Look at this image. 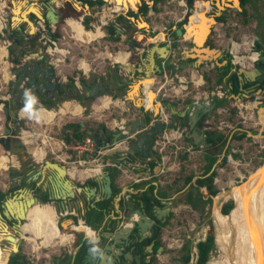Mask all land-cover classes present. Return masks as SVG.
<instances>
[{"label":"rangeland","instance_id":"374dc122","mask_svg":"<svg viewBox=\"0 0 264 264\" xmlns=\"http://www.w3.org/2000/svg\"><path fill=\"white\" fill-rule=\"evenodd\" d=\"M7 2L6 8H10V2L11 0H3ZM41 1L43 0H24L26 3L35 2L37 5H41ZM46 1V0H44ZM82 1V0H81ZM149 4L151 5L150 0ZM210 3V6H207L208 12L207 14L212 17L214 20L211 24H214L215 27L218 28V31L216 33H220V37H217L213 33V39L214 43L216 45L213 46L215 49L214 51H217L215 57L219 55V48L225 47V49H230L231 42H237L240 43L239 47V55L240 56H248L249 51L247 46L250 45L251 40L258 41L261 44L262 49L264 50V0H248L244 9L239 6L236 7L232 5L227 10H224L221 13V10L225 7V4H221V7L217 6L219 0H207ZM163 2L159 3L158 9L153 10L150 8L147 13L142 14L138 12V9L133 10L135 12V15H127V11H119L114 12L116 16L118 14H126V21L117 23L118 33L117 36L119 37L118 41L119 44L113 46V50H107L110 48L107 44V39L105 36L102 37L99 40L91 41V42H82L75 38L73 36L72 30L69 28L67 19L68 18H75L79 19L83 27L87 30H95L96 26L100 25V22L98 21L99 14L93 13V11H99V9L102 7V10H100V14L103 15L108 14L110 6H90L88 2L83 1V3L75 4L74 0H67L66 3L63 4L62 7L59 9L60 18L56 25H42L45 29H50L52 32V37L50 40L54 41L56 45L52 44L51 41L44 42V39L40 40V34L36 35L35 37H31L28 39H25L24 36H20L19 33H14L15 36H20L17 41H14V39H9L7 37V29L2 30L0 32V45L8 46L7 50V56H5L3 59H5L8 62L7 70H8V78L3 76V65L4 62L0 59V84L3 80H5V89L7 93V102L9 100H12L13 98V81H15V76L11 73V61L14 57H19L18 55V49H22L26 52H31L30 49H33L32 52H34L37 56L43 55L48 56L50 59V62L54 66L57 79L61 82H66L67 79H73L74 81H77L78 74L81 71L80 68L82 67V62L85 61L89 64L90 69H92L89 73L91 74H102L107 69L114 70V71H120L128 76L129 84L128 85H120L119 89L113 90L112 94L113 100L116 99H123L126 97L125 95L130 90L132 85L137 84L141 79L148 78L149 76H145L142 71L138 72V74H135L134 68L135 67H142L145 68V64H147L146 54L147 50L152 47L153 42H159L161 43V40L163 39L162 43L165 40V29H163L164 26L167 28L170 27V25H174L176 20L182 16V13L184 11V6L179 4L177 1H173L170 4H167L163 6ZM78 5V7H77ZM228 6V5H226ZM85 7V8H84ZM203 7V6H202ZM193 8L191 7L189 10V13L187 16H190L193 14ZM198 9V8H197ZM193 11V12H192ZM246 11V13H245ZM153 12V13H152ZM196 13V12H195ZM93 14L92 20H90L91 15ZM100 15V16H101ZM191 15V16H192ZM215 15L224 16V19L217 22L215 19ZM0 16L7 17L9 16V11L6 9H0ZM0 17V29L2 28ZM85 17H89L88 20L84 21ZM131 17V18H130ZM32 19V17H30ZM187 18V17H186ZM183 19V18H182ZM191 19V17H190ZM143 20L146 22L147 27H138L136 25L137 21ZM98 21V22H97ZM180 22V21H179ZM191 23V22H190ZM189 23V24H190ZM222 23V25H221ZM209 25V31L210 26ZM93 25L95 26L93 28ZM126 26V27H125ZM27 24H22V29L25 31L28 28ZM179 26L176 24V28ZM189 29V25L187 26ZM10 31L16 30L15 27L9 29ZM9 32V31H8ZM209 33V32H208ZM141 35V43L145 45V50L142 48H137L135 52H141L139 54L133 53V44L128 42V38H132L133 40H136L137 36ZM191 37V35H189ZM157 38L156 40H150V39ZM207 38V37H206ZM33 39V40H32ZM112 39V38H111ZM185 39V38H184ZM216 39H219L217 41ZM221 40V41H220ZM25 41H29L30 43L32 41L35 42V46L33 47H27L24 46L26 43ZM221 43V44H220ZM246 43V44H244ZM208 47V46H207ZM9 50L12 52L10 53ZM119 50H125L129 53V58L126 64L122 66L118 65L117 63H114L113 60H111L110 57L106 55V53L109 52H117ZM68 51V52H67ZM24 53V52H23ZM230 54V53H228ZM236 56V55H235ZM233 58L232 55L230 57ZM237 58V57H236ZM237 60V59H236ZM36 61V59H34ZM158 64L160 60L157 61ZM251 61L248 59H245V64L249 65ZM252 63V62H251ZM244 64V63H242ZM236 66V64H234ZM135 66V67H134ZM150 67V66H149ZM202 71L203 66L198 68ZM150 71V69H149ZM148 71V74L151 72ZM191 71V69H190ZM153 73V72H152ZM183 76L186 77L187 80H189L190 72L186 70L183 72ZM67 77V78H66ZM161 74L160 72L152 74L149 79L151 80V89L155 94L159 93L162 95V99H155L154 98V104L157 107V110L149 109L144 110L148 111L150 115L152 113L157 114L161 108V104L163 103L162 100H165L167 103V106L170 107V111L172 109V113L182 112L185 113V108L188 106L187 103H181L180 96L181 94H184L186 92H189L188 97H194V98H204L207 96L208 91L214 90L216 84L211 81V75L208 73H205V84L197 85V79L195 78L193 73V79L195 80V83L192 81L188 82H178L176 78L172 80L171 82L167 83L165 87L159 91V86L161 84L160 82ZM198 77V76H196ZM78 83V82H77ZM182 86H186V88H182ZM173 87L176 89L174 91ZM5 89H2V94L4 93ZM5 94V93H4ZM221 94V93H220ZM228 97L223 98L222 102H219V107L222 108L223 106L232 107V103L234 98L237 95L228 94ZM22 97V101H24L23 95H20ZM102 97V96H101ZM126 99V104H122L119 100L113 101L116 102L114 105L111 106L112 114L108 117L100 116V113L97 112L95 105H100V102L102 98L100 97L95 98L94 100H87L85 103L79 102L77 99H71L66 96H60L56 95L55 99L53 100L54 105L51 107L43 106L42 103L39 101V99H36L37 106H34L36 110L40 111V109H54L57 110L59 106H63V102L66 100H74L77 103L78 108L82 109L80 117H71L66 116L64 118L56 117L54 120H52L49 123H43V122H37L35 120L28 119L27 116L21 115V110L24 107L22 105L17 110V117L15 122L6 121L5 116L3 114H0V134H2L4 128L6 125H9L12 130L14 131L16 137L23 134V139L26 141L23 146L25 148L24 152H19L16 149H11L9 151H6L4 147L0 144V154H4L8 156V153H11V156L8 161V167L2 168V163L4 161L0 162V187L5 188V190H8L9 184L13 181V177L16 175V172L18 168H14L11 170L10 166L13 164L14 166H19L20 160L28 159L30 161H35L33 159V149L35 147L41 146L45 149V157L41 162L35 161L36 170H42L41 164L44 163L45 160H50L52 162L61 163L65 165L68 168V163L66 161L60 160V157H62V154L65 150H62V152L54 151L51 152L50 148L55 145L58 147L57 144H59L60 141L65 140V125L70 122H77V121H84L86 122L87 126L89 127H97L99 126V123H107L114 124L112 119H115V124L120 121L121 119H125L127 122L131 120L134 116H142L143 114V107H142V99L144 98L143 92H138V94ZM238 97V96H237ZM247 101H249L247 99ZM255 103H259V106H263L264 102L262 103L260 101H256ZM92 106V107H91ZM88 107V109H86ZM93 107L96 108V111L93 110ZM2 109V108H1ZM104 114V113H103ZM214 114V115H213ZM238 114L237 109H232V111H225L222 109L214 110L212 115L214 118L213 128H215L216 132H224L229 133L231 128H233L235 125L239 126L237 123H235V119L239 120V117L236 115ZM41 123V124H40ZM249 125V129L251 130L252 134H258V129H262L261 125H252L254 122H247ZM87 126H85L87 128ZM218 126V127H217ZM219 128V129H218ZM89 131V130H88ZM26 132V133H25ZM262 134L264 135V131H262ZM29 136V137H28ZM26 137V138H25ZM20 140V139H17ZM66 143V140L64 141ZM264 146V136L261 137V140L257 142H253L252 138H248L246 140L245 144H240L239 149L243 150L242 153L235 154L233 157L235 161L240 160L241 164L239 165H229L226 169V173L224 174V181H227L228 173L229 176L234 180L233 184L230 185H245L248 181L247 176L250 171H253L250 179L253 175V173L258 174L262 170H264V149L261 146ZM40 148H36V153H39ZM67 150V149H66ZM263 154V160L260 159V156ZM202 160V159H201ZM192 165V163H190ZM86 167H94L93 164L88 165L85 164L84 166H78V169L86 168ZM188 167H186L187 169ZM184 167L181 166V171H179V174H183ZM70 172L76 171V169H68ZM237 170H241L243 177H234ZM91 171V170H89ZM44 175L41 176V179H43L45 176H47V181H51L52 184V173L49 169H46L43 173ZM97 173H94L92 175L82 177L83 179H87L89 177L94 176ZM262 173H260L261 175ZM66 178H69V175L66 176ZM181 177H178L177 180H180ZM221 176V179H223ZM39 180V182L41 181ZM49 179V180H48ZM76 178H72L74 180ZM78 179V178H77ZM244 182V183H243ZM143 184V183H142ZM140 184V185H142ZM88 186V185H87ZM178 186L181 188V182L178 183ZM232 186V187H233ZM226 190H219L216 192V195L214 196V203L210 202V205L212 207V210H209L207 214L200 213L198 210H190V208L187 206L186 203L182 202L183 195L180 194L179 196L175 197V200L173 202L172 208L174 209L173 212H171L170 218L167 220L165 227L161 234V246H162V252L161 254L156 257L154 264H183L182 262V255L185 253L184 245L188 244L190 249V259L197 258V247H196V237H200V232L202 231L203 225L210 221L212 224V239H213V248L209 252V259L208 262L212 259H218L223 256L221 250L217 247V244L215 242V234H214V209H216V199H224L228 195L235 194L236 192H240L237 188L231 189V187H226ZM18 189H15V187L11 186L7 192V195L4 197H9L10 194L17 193ZM233 192V193H231ZM218 193V194H217ZM118 192L115 193V196H118ZM120 196V195H119ZM3 197V198H4ZM234 197V196H233ZM226 204L229 203V201L233 200L231 198L226 200ZM230 206V204H227ZM54 208H56V213L59 212V209L53 205ZM236 207V203L234 202L233 208L231 210L232 213H234ZM66 216V215H65ZM63 216V217H65ZM57 220H60L57 217ZM61 221V220H60ZM1 224V223H0ZM67 224V223H66ZM1 228V226H0ZM59 228V227H58ZM10 233H14V227L8 228ZM59 230L62 233H68V229L66 230L65 226L63 228H59ZM3 233V231L1 232ZM197 236H195V234ZM31 237V235H27V238ZM68 237V235H67ZM1 240V239H0ZM24 243L25 251H28V254H26L27 258V264H56L57 260L61 258L60 255L66 254V243L65 244H58L56 243L54 246H48V247H41L38 250H34V244L32 242H29L28 239ZM39 243L41 241L38 240ZM217 241V240H216ZM4 248L5 250H8L10 252V245L6 242H4ZM219 249V250H218ZM34 255V256H33ZM3 255L0 256L2 258ZM208 262L206 264H208Z\"/></svg>","mask_w":264,"mask_h":264},{"label":"water","instance_id":"95a60500","mask_svg":"<svg viewBox=\"0 0 264 264\" xmlns=\"http://www.w3.org/2000/svg\"><path fill=\"white\" fill-rule=\"evenodd\" d=\"M14 1L18 0H11L10 2V8H9V16L5 19V29L9 30L13 28V18H14ZM143 0H137L135 3V9L130 7L128 10H136L138 9V6L141 5ZM145 1V0H144ZM18 2H24V0H19ZM75 4L78 3H83L81 0H74ZM106 6L109 5H114L116 2H121V4L125 3L124 0H104ZM128 2H133V0H128ZM220 3H218V7H221V4H225V7L228 6H240V1L239 0H219ZM186 4L189 5L191 4V0H187ZM11 6L13 7L11 9ZM37 8V11H36ZM16 9H19V5H16ZM127 10V11H128ZM193 12V11H192ZM17 17V16H16ZM22 17V18H21ZM32 17V19L30 18ZM20 18L21 20L19 23L15 26L17 30H22L25 39L35 37L38 35V31L42 30L41 25H56L59 21L60 14H59V7L56 6V0H46V1H41V5H37L35 2H30L26 3L25 6L22 7V10L20 11ZM131 18V17H130ZM204 19V18H203ZM208 21H213L214 19L210 16L207 18ZM139 23V21H137ZM136 23V25H137ZM190 23L189 16L187 17V22L178 28H175V33L177 37H182L184 38V34L188 31L187 26ZM22 24H27L28 29L23 30L22 29ZM40 25V28H39ZM206 30L209 32V27L205 25ZM105 34L109 35L108 29H104ZM47 34L49 36H52V32L50 29L47 30ZM208 35V34H207ZM189 40L192 44L195 51L198 52L200 49H206L207 52L213 53L212 56L215 58V55L217 51H214L215 49L213 47L209 48V46H205V40L203 41V44L199 47L196 42L194 36L190 37ZM198 40V39H197ZM128 42L132 43L134 48L133 51H136L137 48H142L145 50V45L142 43H138L136 40H133L132 38L127 39ZM168 43V42H167ZM169 44V43H168ZM168 44H161L159 45V42H153L152 47L149 48L146 52V59H147V64H145V68H140V67H135L134 71H142L145 76L151 77L152 74H155L156 72L160 71V65L156 63V60L160 58H167L170 54V49ZM33 50V49H32ZM175 54H177L178 50L173 49L172 50ZM212 58V57H211ZM36 59V61H34ZM44 59L45 62H47L48 56L44 57L43 55L37 56L34 52H30L28 54L23 53V57L20 59V63L16 64L15 60L13 59L11 61V73L15 76V87H16V93L18 92V89L22 85L23 81L25 79H28L27 81L32 85V87L35 90H38L39 92L44 93L48 88H52L54 90H59L60 88V82L57 79V75L52 73L53 67H47L45 68L43 64L39 63V60ZM172 61L174 63L178 62V59L176 56L172 58ZM257 61L261 62L264 64V54L259 55L257 58ZM201 63V60L197 61V65ZM150 66H153V68H149ZM120 66H122L120 64ZM150 69V71H149ZM148 71L151 72L148 74ZM239 78L240 79H246L248 81H254L256 78L261 77V70L258 69V67L254 68H244L242 66L239 67ZM20 74V76H18ZM28 75V78L27 76ZM82 73L78 74L77 77V82L80 86H84L88 91H92L97 89L98 86L96 81L92 86H88L84 83ZM98 80L100 81V86L102 88L101 91H99L95 97H101V96H111L112 93L110 89L107 88V86L103 82V77L102 75L98 76ZM136 87L135 85H132L130 90L127 92L126 97L129 98L128 96H133L136 93V90H134ZM138 88V87H137ZM139 92H142L139 89ZM138 94V91L137 93ZM144 94V93H143ZM50 95V94H49ZM157 99L161 100L163 97L161 94L157 93L156 94ZM94 99V98H93ZM163 104V103H162ZM161 104V105H162ZM24 105V103H18V107H21ZM164 105V104H163ZM194 105V106H193ZM2 110L4 114H6V119L10 120V116L12 117L13 122L16 121V114L14 110H9L8 107H3ZM143 110H148L147 107H145L142 104ZM189 107H195L194 110L198 109L197 111V116L194 119V122L192 123V118L187 113V109ZM170 109V107H169ZM216 109V101L210 97V98H200L197 101L191 100L188 103V106L185 108V113L182 112H177L172 113L173 117H176L178 114L181 116L186 115L187 117V127L189 128V133L186 135L189 138L193 139V142L197 145H202L203 148L205 145L202 144V142H205L207 146L211 144V142H207V129H202L200 131L196 130L195 125L198 117L200 115L205 114V117H209L210 113L212 110ZM150 118V115H149ZM149 120H147L144 115L139 118H134L130 122H127V124L124 126V128H113V129H107L104 127L99 130H93L91 133L95 143H96V150L99 148H108L106 150L109 155H117L118 160L117 162H114L115 164H119L120 167L128 166L129 169H136L137 167L139 168L140 166L145 165V163H149L150 160L154 161L155 168H153V172L156 173L157 170L159 169L158 163V157L154 154V150L150 147V144L153 142L154 136L163 129L164 124L159 121H155L153 124L148 123ZM80 125L82 128H85V122L84 121H79ZM204 132V133H203ZM107 135H110L107 136ZM106 136V137H105ZM105 138V140H103ZM18 139L14 132L12 131V128L9 125H6L2 134L0 135V144L4 147L6 151H9L12 149V142L13 140ZM66 140V138H65ZM64 140V141H65ZM123 142V143H122ZM16 150L19 152H24L25 148L23 146V143L19 140L16 142ZM150 157V158H148ZM151 162V161H150ZM50 164L51 166H55V171L57 174L52 176V181L55 183L57 186V190H52L51 189V194L49 196V199L51 200H61L64 201L63 205L59 208L60 210L65 209V203L70 202V200L74 197L77 196L78 191H81L82 189H85L87 193H89L90 200H95V201H100V200H107L111 199L114 206L121 211V217L119 219H116V221L111 224L109 227H107V230L109 231L110 235H105V238L107 239L106 242H103L101 244H95L91 247H88V249L85 252L83 263L84 264H91L93 261L101 258V261L99 264H116V262H120L122 258L120 255L122 254L123 251L126 250L127 246L131 243L129 239V235L132 234L134 237L137 236H147V232L151 231L153 232L156 228L153 226L154 225V220L150 218L149 216H146L142 210L140 209H135L133 211V214L130 213V210H132L131 205H126V211L124 213L123 208L120 207V199L121 197L115 196L112 193V185H111V176L110 172L108 170L107 165L103 166L102 170L95 174L92 177H89V179L94 180L97 182V184H100V187L98 189L97 186L91 187L85 185L84 187H78L74 183L73 180L66 178L68 174L66 173L67 167L63 164H59L56 162H52L50 160H45L42 166V170L40 171L42 174V171L47 168V165ZM61 169H63L64 176L63 179H59V175L61 174ZM38 172V173H40ZM43 175V174H42ZM52 185V184H51ZM79 189V190H77ZM25 190L29 193L30 199L33 203L31 204H45L41 203L39 198L34 196L32 194V191L28 189L27 187H21L18 188L17 193L10 194L9 197L4 198L2 201V204L0 205V215L3 214L7 219H15L17 221V225L21 224L22 220H25L24 217H22V200L20 199L18 201L19 204L16 206L20 205V208L12 212L10 209V200L14 198L19 191ZM21 194V193H20ZM29 200H26V204H29ZM16 203V201H14ZM164 204H167V201L164 202ZM53 206V204H51ZM234 205V201H233ZM155 210L157 213H160V211H163V209H166V212H163V215H156L157 219L165 218L169 214V207L166 205L163 209L158 208L155 206ZM2 208V210H1ZM129 218L123 223V221ZM124 219V220H123ZM73 222V221H71ZM78 222V221H77ZM83 222L82 221H79ZM24 225V223L21 225V227ZM11 237V241L14 240L15 238L13 236ZM232 242V240H231ZM115 249L119 251V253L115 252ZM230 249L232 247L230 246ZM9 253L6 255V261L5 264H8V259H9ZM127 256L130 257V252H127ZM197 257H198V251H197ZM200 264L198 262V259L195 258L194 261L193 259H190L188 262L183 263V264Z\"/></svg>","mask_w":264,"mask_h":264},{"label":"flooded vegetation","instance_id":"af4514ba","mask_svg":"<svg viewBox=\"0 0 264 264\" xmlns=\"http://www.w3.org/2000/svg\"><path fill=\"white\" fill-rule=\"evenodd\" d=\"M245 5L241 6V1H240V6L243 9H244ZM208 6H210V3ZM229 7L230 6L224 7L221 10V13L224 10H227ZM0 9L9 10V8L7 9L6 7H3V1L2 0H0ZM189 10H190V7L187 5V12H189ZM186 15H187V13L184 15V17L182 19L185 22L183 23L181 20L180 22H182V23H180L178 21L177 22L178 26H181L187 22V18H185ZM191 15L189 16V19H190ZM208 16L209 15L207 14V18H208ZM216 17H221V16L215 15V19H216ZM126 19H127V17L125 14V21H126ZM223 19H221V20H223ZM221 20L216 19L217 22H219ZM209 23L211 24L212 21H209ZM221 25H222V23H221ZM39 28H40V25H39ZM4 30H5V28H4ZM216 31H218V28L215 27L214 24H211L210 31L207 35L204 47L209 46V48H211L214 45H216L214 43L215 41L213 39V33L217 37L221 36L220 33H216ZM16 32L21 34L20 36H22V35L24 36L22 30L16 29V30H12V31L7 30V37L9 39H14V41H17V39H19L20 36H18V37L15 36L14 33H16ZM39 33H40V31H38V34ZM169 34L170 33L167 32L165 34V36L167 37ZM140 38H141V36H140ZM176 38H177V36L174 37V41L170 42L169 44L167 43L166 38H165L164 42L162 43V41H161L160 44H168L169 45L170 54L166 59L169 62L170 66L173 62L172 58L174 56L177 57L178 62L175 63L176 65L173 67L174 68L173 71H175V69H176L177 74L182 72L184 69L200 68L203 66V71L205 73H206V71H208V74L211 75V81L216 84L215 87H219V88L223 89L224 95L226 97H228L227 96L228 94H235L238 96L237 100H240V99L247 100L248 99L250 101V103L254 104V106H255L256 101H260L261 103H262V101L264 102V64L257 61V60L253 62V60H255L257 56L259 57V55L264 53V50L262 49V47L257 49L254 39H253L252 51L249 52L248 56H240L238 54L240 43L234 42L233 52L237 57L236 58L237 61H239V63H241V64H238L235 66L233 64V61H232L233 58L232 59L230 58L232 55L230 52L231 51L230 50L231 44H230V49H227V48L225 49V47L219 48L220 53H219V55H217L214 58L212 56V54H209V56H207L204 53H202L201 56H199L198 52L195 51L194 49H192L193 44L190 41L186 42V40L183 39L182 37L180 38L179 41H176ZM181 40H183V41H181ZM216 40L219 41V39H216ZM25 43L26 44L24 46H27V47L35 46L34 41H32L31 43L29 41H25ZM138 43H141V40ZM244 44H246V43H244ZM248 47H249V45L247 46V48ZM173 49L178 50L177 54H175L172 51ZM30 50L33 51L32 49H30ZM23 52L26 53L22 49H18V55H20L19 57L18 56L16 57L19 60L18 63H20V59L23 57ZM186 52H187V55H186ZM27 53H29V52H27ZM133 53H137V52L134 51ZM228 53H230V54H228ZM44 57H47V56H44ZM232 57H233V55H232ZM245 59H248L249 61H251L253 63L250 62L249 65H246L247 63L245 64ZM158 60H160V59H158ZM158 60H156L157 64H158V62H157ZM198 60H201V63H199L197 65ZM18 63H16V64H18ZM39 63L43 64V66L45 68L52 66L53 67L52 73L56 74L54 66L50 62V59L47 62H45L44 59H41V60H39ZM242 63H244V64H242ZM206 64H210V67L208 70H206L204 68V66ZM158 65H160V62ZM240 66H242L244 68H248V69L258 67V69L261 70V77L256 78L254 81H248L244 78L240 79L239 73H238ZM80 73H82V72H80ZM156 73H158V72H156ZM82 74H84L83 75L84 83L86 85H88L89 87L92 86L96 81H98V83H97L98 90L95 89L92 91H88L84 86H80L77 83V81H74V80L72 81V79L70 78V79H67L65 83L59 81L60 82L59 90H54L52 88H48L44 93L40 92L42 94V96H40V98H36V99H39L40 102L43 98H48V99L54 100L56 95L66 96V97H69V98L75 99V100L77 99L79 102L92 100L93 98L95 99V98H97V97H95V95L99 91L102 90V88L100 86L101 83L98 80V76H100V75H102L103 82L107 86V88L110 89L111 93L113 92V90L119 89L120 85H124V84L128 85L129 84L128 76L126 74L120 72V71H117V70L114 71V70L107 69L102 74L97 73V74L86 75L84 72ZM18 76H20V74ZM26 76L28 78V75H26ZM27 80L28 79H25L23 81V83L20 86V88L18 89L17 93H16V87H15L16 80L13 81V86H14L13 97H12L13 99L9 100L8 102H3V107H8L9 110H14L16 117H17V110L19 108L18 103L19 102L24 103V101H22V97H20V95H23V98H24V91L26 89L30 90L33 95L38 92V90H35ZM236 88L238 89V91H236V93H232L231 90L236 89ZM188 96H189V92L187 93V96H186V98H184L182 103L188 104L191 100H194V101L199 100V98H194V97L192 98V97H188ZM214 100L216 101V104H217V101L221 100V99L216 98ZM1 103H2V101H1ZM35 105L37 106V104H35ZM78 105H79V103H78ZM1 108H2V106L0 104V109ZM5 116H6V114H5ZM258 116L261 119L264 118V115L258 114ZM205 120H206L205 114L200 115V117H198V119L196 121V125H195L196 128L195 129L198 131L202 130V128L208 129L209 126L207 125ZM6 121H8V120L6 119ZM9 121L13 122L11 116H10ZM184 122H185V124L187 123V117L184 118ZM262 125H264V122H262ZM103 128H100V129L98 128L96 130L101 131V129H103ZM206 132H208V137L211 136V138H214L215 135L217 134V132L213 128H212V130L209 128V130H206ZM107 136L110 137V135H107ZM208 137H207V139H209ZM103 140H105V138H103ZM19 141H21V139ZM16 142H17V139L13 140V143H12L13 149H16ZM150 147L152 148V143L150 144ZM154 154L156 155L155 152H154ZM0 161H2L1 156H0ZM151 162H154V161L151 160ZM19 163H20L19 166H14L13 164H11V166H10L11 170H13L16 167L18 168L16 175L13 177V178L17 177V181H16L17 182L16 183L17 189L23 186L21 184L28 183V185L30 187L29 189L32 191V194L34 196L38 197L41 203H46L48 205L53 204L55 207H57L59 209L63 205L64 201L49 199V196L51 194V181L49 179H48L49 181H47V178H46L47 176H45L43 179H41V176H42V174L40 172L41 169L36 170V168H34L35 164H37L38 162L35 163V161H30L28 159H25V160H20ZM42 166H43V164H41V168H42ZM87 170H91V167H86L82 171H87ZM38 172H40V173H38ZM68 173L73 176V172H70L68 170ZM40 179H41V181L39 182ZM20 192L21 191H19V193ZM2 201H3V198L0 197V205L2 204ZM166 201H167L166 205L170 208L169 214L165 218L159 219L160 222H158L152 217V215L149 214L148 207H147V205L144 204V202H140L139 205L136 206V201L133 202L131 200L130 202H128L127 204L124 205L123 201L120 199V207L123 208L124 213L126 211H128V209H126V205L132 206L133 209L130 210L131 214H133V211H135V209H140V210H142V212L146 216H149L150 218H152L154 220L153 226L156 229L153 232H151V231L147 232L146 237H143V236L134 237V235L130 234L128 240H130L131 243L127 246L126 250L123 251L122 254L120 255L122 260L118 263L116 262V264H134V262H136L137 264H154L156 257H158V255L161 254V252L163 250L162 246H161V240H160L162 231L165 227L167 220L170 218L171 212H173V209H172L173 202H171L169 199H166L165 202ZM67 204L68 203H65V207ZM166 205L163 204L162 207H164ZM111 207H112V203H110V208ZM54 209L56 210V208H54ZM1 210H2V208H1ZM119 212L121 213V211H119ZM151 213L154 216H156L155 212H154V207H151ZM39 219H40V217L37 218V221ZM59 219L61 221L57 220V222H56L57 227L63 228L65 226V228H67L68 225H70V222L74 218L72 219L70 216H65V217L62 216V217H59ZM127 219H129V218H126L125 220L123 219L124 220L123 223H125V221ZM25 221L26 220H22L21 224L17 225V221L15 219H13V218L7 219L5 216H3V214L0 215V223H1L0 224V226H1V228H0V239H1L0 240V256L3 255V257L0 258V264H5L6 255L9 252L8 250H3L4 245H5L4 242H6L10 245V254H9L8 264H11V260L13 257H15V264H27V258H26V255L24 253L23 237H21V235L23 234V229H22L21 225L24 223V225L26 226L28 223V222L26 223ZM44 222L45 221L42 220V222L39 221L38 223H36L33 227V232L43 231L45 233V245L47 247L48 246H54L56 243L65 244L67 242V235H68L67 233H62L60 230H59L60 232L58 233L55 229L51 230V229H47V228H42L43 227L42 224ZM80 226L83 227V229H85L87 232H89L88 236H92V234H93L92 228L85 225L84 221L80 222ZM13 227H14L15 232L11 233V235L15 238L14 239L15 241H11V240L6 238V236L10 237L9 235H7L10 233L8 228L12 229ZM2 231H3V233H1ZM106 232H109V231H106ZM105 235H106L105 232H102L101 235L99 236V239L96 241V243H94V245L106 242L107 239L105 238ZM108 235H110V234H108ZM68 236H70V235H68ZM15 246H16V248H15ZM79 247L76 249V252L79 249ZM89 247H91V246H89ZM115 252L119 253V251L117 249H115ZM127 252H130V257L127 256ZM60 256H61V258L58 259L56 263H59L61 261V264H65L66 263L65 255L64 256L60 255ZM100 261H101V258L93 261L91 264H99Z\"/></svg>","mask_w":264,"mask_h":264},{"label":"crops","instance_id":"0c3cea01","mask_svg":"<svg viewBox=\"0 0 264 264\" xmlns=\"http://www.w3.org/2000/svg\"><path fill=\"white\" fill-rule=\"evenodd\" d=\"M66 1L67 0H58V2H56V6L58 5V7L60 9V7H62L63 4L66 3ZM103 5L106 6V4H103ZM95 6H98V5H95ZM112 6H114V5H112ZM100 10H102V7L99 9V11H95V12L93 11V13H98L99 14L98 21L100 22V25L96 26L95 30L99 27L102 30L103 34L101 36L96 37L93 41H95L97 38L101 39L102 37L105 36L106 38H108L107 39V44H108V46H110V48H108L107 50H113L112 49L113 46L118 45L119 42L118 41H114L113 37H111L110 34L109 35L105 34L104 29L105 28L108 29V26L116 27L115 34L113 36L114 37L117 36V33H118L117 23L118 22L115 21L116 14H114V11L111 8H109L110 12H107L108 14L104 13L103 15L100 14ZM90 15H91L90 20H92L93 14H90ZM67 23H68V19H67ZM176 24H177V22H175V24L173 26L170 25V27L167 28V30L165 32V34L167 32L170 33V36H171L170 38H172L173 41H174V37H176V35L173 34V32L175 31V28H176ZM140 36L141 35H138L137 38H136L139 42H140ZM177 38H176V41H179L180 37H177ZM150 40H153V38L150 39ZM161 41H163V39ZM181 41H183V40H181ZM186 42H189V40H186ZM159 45H161V44L159 43ZM120 51H125V50H119L117 52H114V54L112 52L108 51L106 53V55L108 57H110L111 60H113L114 62H118L117 63L118 65H120V64L122 65L123 62L114 60V58H113V56L116 55ZM139 53H141V52H139ZM139 53L137 52V54H139ZM110 55H113V56H110ZM186 55H187V52H186ZM127 61L124 62L123 65L126 64ZM149 66H150V64H149ZM209 67H210V64H206L204 66V68L206 70H208ZM151 68H153V66H150V69ZM190 69L191 68L184 69L182 72H185L186 70H188L190 72V75H192L194 73L195 78H198L196 76H198V73L201 72L202 75H203V78H204L203 79V81H204L203 84L206 83V81H205V72L203 71V69L201 71L198 68H194V69H198L199 72H195V70L190 71ZM83 70L86 73V75H88L92 69H89L88 71H86L83 68ZM136 72H138V71H136ZM206 73H208V71H206ZM192 78H194L193 75H192ZM4 82H5V80H3L1 82V84H0V101H2V103L0 102L1 105H3V102H7V99H8L7 93H6V89H5L6 87H5V83ZM2 89H5V91H4L5 94L4 93L2 94ZM215 89H216V87H215ZM211 91H214V90L208 91L207 96L204 97V98H210V97H212L213 99L218 98V97H215V96H211L210 95ZM187 93L188 92H186L184 94H181V96H180L181 103L184 100V98H186ZM233 95L234 94H232V96ZM113 96H114V94H113ZM103 97L104 96L100 97V99L103 98ZM234 99L237 100L238 99L237 96ZM221 100H223V98ZM162 102H163L164 105L162 104L161 107L165 108L164 110L170 114L172 119L176 120L179 124H181V125H183L185 127V132H186V135H187L190 131H189V128L187 127L188 125L185 124V122H184V118H186V115L181 116V115L178 114L176 117H173L172 109L170 111V109L167 106V103L165 102V100H162ZM115 103L116 102H113V105ZM101 104H102V101L100 102V105ZM104 108H106V107H104ZM216 108H217V110L222 109V110H225V111H229V110L231 111V109H232L231 106L230 107L223 106L222 108H220L219 106H216ZM226 109H228V110H226ZM0 114H3L5 116V114H4L2 109H0ZM153 115H154V113H152L150 116H153ZM213 115L212 116L210 115L205 120L207 125L209 126V128L211 130L213 128V123H214L213 122L214 121ZM142 116H135V117H132V118H139V117H142ZM107 117L109 118L110 116H107ZM5 118H6V116H5ZM123 120L124 119H121L117 123L119 124V122H121ZM252 120L253 119H250V120L247 119V118L245 119V117H244L243 122H241V121L239 122L237 119H235V121H236L235 123H237L239 126L235 125L233 128H231L229 133L227 132V133L224 134V132H221V131L217 132V133H220V134L224 135L223 138L226 139V143H225V145L223 147L222 152L219 154L217 160L213 163V165L211 166L210 170L206 174H203V172L205 171V168L207 166V161H206V158H205L206 149L212 146V142L210 141L211 136L208 137V132H207V137L209 139L206 138V141L211 142V144H210V146H207L206 143L202 142V144L205 145L204 148H203L202 145L195 144L193 142L192 138H189V137L186 136V139L189 142H191V143H193L195 145V150L193 152H191L190 155L189 154H180L178 159H177V162H176L175 166L173 168L169 169L168 171H166L165 173H162V174L160 173V167L157 170V172L154 173L153 172V168H155V164L156 163L155 162H151L150 163L151 160L149 161V163H145L144 167L143 166H140L139 168L137 167L136 169H134V171H132V169H129L128 166H126V167L122 166V167H119V168L112 166L116 170L117 174H116L113 182L111 181V185H112L113 188H115L117 190V192L120 195L121 200L123 201L124 205L132 200L133 202L136 201V206H138L140 202H143L141 200V197L143 196L142 193H144L148 189V187L150 185H154L155 186V188L153 190L155 194H157L158 191L161 192V193H165L166 194L165 196L157 195V197L160 200L161 205L155 204L153 206L154 210L156 208L155 206H157L158 208H162L163 209L165 206L162 207V205L164 204L166 199H169L171 202H174L175 197L179 196L180 194L183 195L182 202H184L185 195H186L187 191L189 190L191 185H195V181H196L197 178H202L204 176H208L212 171L215 172L214 177L216 176L215 165L217 163H219L220 161L222 162V160H225L226 159V154H228L231 151L232 148H233V150H235V154L242 153L243 150L239 149V145L242 144V143L245 144L246 140L248 138H252L253 142H257V141L261 140V137L264 136L262 134V131H264V125H261V127H262L261 130L258 129L259 130L258 131L259 135L258 134H254L253 135L251 130L249 129V126H248L249 124L247 123V122L252 121ZM112 121L114 123L112 125L108 123V122H111V121H107V123L103 122L104 127H106L107 129L115 128L116 125H117V123L115 124L116 120L112 119ZM252 125L254 126L253 123H252ZM209 128L207 130H209ZM213 129H215V128H213ZM17 138L20 139L18 136H17ZM76 143H77V141H74V142L71 141L70 143L66 142V149H67L66 150V163L70 164V165H68L67 169H69V168L70 169H74V168L78 169V166H84L85 164H88V165L93 164L94 167H97V166L99 167V166H101V162H102V164L103 163H107V162L114 163V162H117V160H118L117 155H109L108 153H106L107 152L106 150H103L101 152V154L97 157V159L96 158L93 159V157H95V156L92 155V154H89V153L81 154L80 157H78L76 152L73 150V146ZM52 148L54 149V151L55 150L58 151V149H56L57 147L55 145H53ZM8 156L10 157L11 153H8ZM63 156H64V152L62 154V157ZM62 157H60V158H62ZM79 159L81 161L84 160V162H81V163L78 162ZM8 161H9V158H8ZM8 161H6L7 166L5 164L1 165L2 166L1 169H4V168L8 167ZM190 163H192V165H190ZM103 166H105V165H102V168H103ZM181 166L184 167L183 174H179L178 173L179 171H181ZM186 167H188V168L186 169ZM262 167H264V165ZM102 168H101V170H102ZM98 171H100V169L95 170L94 173H99ZM235 172H236V174H235L234 177H238L237 175L239 173H241L242 171L241 170H237ZM225 173L226 172L220 174L219 176H222V178H223ZM227 175H228L227 181H224V178H223V179H221V181L219 180L218 182H215L214 181V177H213V184H214L215 188L217 189V192L219 190H226L225 189L226 187H231L230 184H231L232 178L229 176L230 175L229 173ZM69 176L71 178H75V177H73L70 174H69ZM187 176H190L191 179H190L189 182L184 183L185 182L184 178L187 177ZM84 177H86V176H84ZM178 177H181L180 180H177ZM77 178L73 180L74 183L76 184V186L84 187L85 185H87V184H84L86 179H83L82 177L81 178L77 177ZM16 181H17V177L13 178V181L8 186V190H9V188H11V186L12 187L14 186L15 189H17V185H16L17 182ZM179 182H181V185H182L180 189H178L179 188V186H178ZM140 184H142V185H140ZM21 185H23L22 187H27L28 189L30 188L28 183L21 184ZM97 187L99 189V187H100L99 183L97 184ZM113 188H112V193H113V195H115V193L113 192ZM51 189L55 190V191L57 190V186L55 185L54 182H52ZM231 189H233V188H231ZM8 190H5V188H1L0 187V191L4 194V196L7 195L6 191H8ZM77 190H79V189H77ZM215 195L207 194V195L204 196V199L211 198L210 202L214 203V196ZM3 197H1V198H3ZM97 202L98 201L90 200L89 193H87V191L85 189H82L81 191H78L77 196L72 198L70 200V202H68V204L66 205L65 210L68 211V214H65V215L66 216H70L72 219L77 217V220L79 219L78 221H82V220L84 221V214H85L86 209L94 207ZM210 202H207L205 204L204 211H203L204 214H207L209 212V210H212V207L209 206ZM225 202H227V201L226 200H224V201L222 200L219 203L220 210H221L223 204H225ZM111 203H112V207L108 208V210H107L103 220L101 221L100 225H98V227L95 228V229L92 228V230H93L92 236H88L89 232H87L85 229L79 228V226H74V228H76L79 232L83 233L81 236L77 233V231L69 229V227H71V225L74 223V219L72 220L73 222H70V225H68V227L66 228V230L68 229V233L67 234L70 235V236L67 237V238H70V239L66 243V249H65L66 250V254H70L71 258H74L75 254H76L75 253L76 249L80 245H82V243H83V241L85 239H88L94 245V243H96V241L99 239V236L101 235L102 232H105L106 235L109 234V232H106V231H108L107 227H109L111 224H113L116 221V219H118L121 216V213L114 206L112 201H111ZM188 205L189 204H187V206ZM188 207L190 208V210L193 209L190 205ZM54 210L55 209H54V207L52 205L46 204V206H42V208H37L36 211L33 212L37 216L35 218H33V220L31 221L30 224L27 223L26 228H27L28 232L23 230V234L21 235V237H23V242L24 243L27 241L26 239H28L29 242H32L29 239V237L27 238V235H31V233L33 232V225H35L39 221L42 222L41 219H44V221L47 224H49L51 227L55 228V230L58 233L60 232L59 228L57 227V224H55V220L57 221V219H56ZM169 210H170V208H169ZM59 211H60V209H59ZM173 211H174V209H173ZM163 212H166V209H163V211H160V213H157L155 211V215H163ZM51 213L53 214V217L55 218V220H54V218H52ZM65 215H62V216H65ZM62 216H59V214L57 213V217L58 218L62 217ZM38 217H40L41 219H39L37 221ZM78 237L81 238V240H80L78 245H75L74 242H75V240L78 239ZM3 250H5V248H3ZM24 253H25V255L28 254V251H25V246H24Z\"/></svg>","mask_w":264,"mask_h":264},{"label":"bare ground","instance_id":"6f19581e","mask_svg":"<svg viewBox=\"0 0 264 264\" xmlns=\"http://www.w3.org/2000/svg\"><path fill=\"white\" fill-rule=\"evenodd\" d=\"M18 1H14V6H13L14 8L11 6V9L12 8L14 9V18H13V24H12L13 27H15L21 20L18 17H20V11L22 10V7L25 6V2L22 3ZM124 1L125 3L123 4H121V2H116V4L112 6V10L117 11V12L119 11L125 12L130 7L135 9V3L137 2V0H133V2H128V0H124ZM56 2H58V0H56ZM6 5H7V2L3 1V7H6ZM16 5H19L18 10L16 9ZM36 11H37V8H36ZM193 11H194L193 12L194 16L193 15L191 16V19H190L191 23L189 24V29L184 34V37L185 39H188L190 38L189 35H191V37L194 36L195 42L197 41L196 44L200 47L203 44V41L205 40L208 34V30H206L205 25L207 27H209L210 25L209 21L207 20L208 8L199 7L198 9H193ZM68 26L72 30L73 36L75 38H77L78 40L82 42H86V43L93 41L96 37L101 36L103 34L102 30L99 27L96 30L85 29L83 27V24L80 22V20L75 19V18H68ZM137 26L147 27V24L146 22L141 20L139 21V23H137ZM156 39L157 38H154L153 40H156ZM136 41L139 42L137 39ZM233 48H234V42H233ZM7 53H8L7 49L4 46L0 45V59L1 61L4 62L2 69H3V76L5 78L6 77L8 78V70H7L8 62L5 59H3V56H6ZM202 53H204L207 56H209V54H213L211 52H207L206 49L198 50L199 56H201ZM110 56H113V55H110ZM128 57H129V53L126 51H120L116 55L113 56L114 60H117L123 63L128 60ZM81 65L86 71L90 69L89 64L86 63L85 61H83ZM151 83L152 82L149 79V77L144 78L143 80L141 79L136 84V87L134 89L136 90V93L137 91L139 92V89L144 93V98L141 101L144 106H147L151 101H154V98L157 99L156 94L154 96V93L151 89ZM136 93L134 95H136ZM130 97H132V95ZM101 101H102L101 105H95L97 110H100L101 107L109 106L111 102L113 103L110 97L106 95H104ZM62 104L63 106L62 107L59 106L57 110L46 109V108L40 109L42 111L40 112L41 119L39 122L49 123L52 120H54V118L56 119V117H59L61 119L68 115L71 117H77V116L80 117L82 109L78 108L76 101L66 100ZM237 104L240 107L246 105L248 108H251L252 110H254L257 113L256 123L259 125H262V122H264V118L261 119L258 116V114L264 115V106L262 107L259 106V103H255V106H254L253 103L245 102L243 100H237ZM194 108L195 107L193 108L189 107L187 109V112L192 118L191 119L192 123L194 122V119L197 116V111H198V109L194 110ZM154 110L156 111L157 107H154ZM213 111L214 109L210 113L211 116H212ZM0 156H1L2 161H4L2 164H5L7 166L6 161H8V156L4 154H0ZM33 159L35 160L34 157ZM54 168L55 166H51L50 164H48L46 168L50 170V172L52 173V176L53 175L55 176L57 174ZM46 169L42 171V174L45 172ZM81 172H86V171H81ZM252 172L253 171H250L248 173L249 174L247 176L248 182L245 185H243L240 192H236L235 194L228 195L224 199L218 198L215 201L216 209H214V218H213L214 219L213 223H214L215 242L217 244V247L221 250L223 256L218 259L212 258L208 262V264H264V170L259 172V174L253 173L250 179ZM64 173L65 172H63V169H61V174L59 175L60 180L63 179ZM66 173L69 175L68 169L66 170ZM260 173L262 174L260 175ZM240 176L243 177V174L241 173ZM69 179L72 180L70 176H69ZM233 183L234 182L232 180L231 184ZM232 186L233 185H231V188L238 189L240 185H234L233 187ZM20 193H18L14 198L10 200V209L12 210V212L19 209L20 205L19 206H16V205L19 204L18 201L21 199L22 200V205H21L22 217L25 218L26 223L28 222V224H30L33 218L37 216L33 212L36 211L37 208H42V206H46V203L45 204H38V203L31 204L33 202L29 200L30 199L29 193L25 190H21ZM229 198H231L236 203V207H235L234 213L225 214L220 210L219 203L222 200L224 201ZM26 200H29V204H26ZM14 201H16V203ZM54 213L56 216L57 214L55 210H54ZM51 216L52 218H54L53 214H51ZM56 219H57V216H56ZM56 222L57 221L55 220V224ZM25 227L26 226L23 225L22 229L28 232L27 228ZM8 235L12 236L11 234H8ZM216 235H217V241H216ZM29 239L34 244V247H33L34 250H38L41 247H47L45 245V233L43 231L31 233V237H29ZM40 239L41 241L39 243L38 240ZM69 239L70 238H67V241ZM12 241H15V240H12ZM230 246L232 247V249H230Z\"/></svg>","mask_w":264,"mask_h":264},{"label":"trees","instance_id":"16d2710c","mask_svg":"<svg viewBox=\"0 0 264 264\" xmlns=\"http://www.w3.org/2000/svg\"><path fill=\"white\" fill-rule=\"evenodd\" d=\"M85 2H88L90 6L92 5H98L101 6L103 4H105L104 0H82ZM151 1V5L149 4V1H142L141 5L138 6V12L145 14L147 13V11L152 8L153 10H157L158 9V4L165 1V0H150ZM241 1V6H244L248 0H240ZM209 5V2L207 0H191V4H189L188 6L191 8H199V7H207ZM112 9V7H111ZM127 15H135V12L133 10H128ZM189 12H187L188 15ZM246 13V11H245ZM186 15V17H188ZM185 17V18H186ZM224 16L221 17H216L217 20H221L223 19ZM89 17H85L84 21L88 20ZM125 20V14H118L115 18L116 22H123ZM182 22L184 23L185 21L182 20ZM180 22V23H182ZM179 23V24H180ZM115 29L116 27L114 26H108V32L110 34V36L112 37L115 34ZM174 35H176L175 31L173 32ZM115 40H119L118 36L114 37ZM256 47L257 49H259L261 47L260 43L258 41H255ZM9 52L11 53L12 51L9 50ZM264 54V53H263ZM15 60V63H18L19 60L14 57L13 58ZM135 74L137 75L138 72H135ZM73 81V79H72ZM236 91H238V89H233L231 90L232 93H236ZM34 96L36 98H40V96H42V94L38 91L36 94H34ZM1 102V101H0ZM219 102H222V100H218L216 106H220ZM41 103L43 106H47V107H51L54 105L53 100L48 99V98H43L41 100ZM82 103H85V101H83ZM36 106V105H35ZM156 105L154 104V101H151L147 106V108H152L154 110V107ZM86 109H88V107H86ZM233 109V108H232ZM231 109V110H232ZM143 114L144 117L149 120V115L150 113L148 111H144L143 110ZM99 126L97 127H89L87 126L86 122H85V126H87V128L85 127L84 129L82 128V126L80 125L79 121L77 122H70L67 123L65 125V138H66V142L70 143L71 141H80L83 136H85L88 133V130L92 133L93 130L95 129H100L104 127L103 123H99ZM223 134L217 133L215 135L214 138H210V141L212 142V146L206 149V161H207V166L205 168V171L203 172V174H206L211 166L213 165V163L217 160L219 154L222 152L223 147L226 143V139L223 138ZM36 148H40L39 153H36L35 149ZM33 157L35 158L36 161L40 162L44 159L45 157V149L41 146L35 147L33 149ZM153 164V163H152ZM84 168L82 169H77L76 171L73 172V177L77 178H81L84 176H89L92 175L94 173L95 170L100 169L99 167H91V171H86V172H81ZM108 170L110 172V176L112 179V182L117 174L116 170L113 167H108ZM215 175V172L212 171L208 176H204L202 178H197L195 181V185H191L189 190L187 191L186 195H185V199L184 202L186 204H189L193 209L200 211V213H203L204 211V206L207 202L211 201V198H207L204 199V196L207 194L210 195H215L217 192V189L215 188L214 184H213V177ZM191 179L190 176H187L184 178L185 182L187 183L189 182ZM25 184V183H24ZM84 184H87L91 187H95L97 186V182H95L92 179L87 178L84 182ZM243 187V185H240L238 187V190H240ZM113 188V187H112ZM154 185H150L148 187V189L142 193V197L141 200L144 202L145 205H147L148 207V211L149 214L152 215V217L160 222L159 219L156 218V216H154L151 213V207H153V205L157 204V205H161L159 198L157 197V195H161V196H165V193H161V192H157V194L154 193ZM113 192L116 193L117 190L115 188H113ZM233 193V192H231ZM4 194L0 191V197H3ZM111 199H107V200H100L96 203V205L92 208H88L85 211L84 214V224L95 229L98 227V225H100L101 221L103 220L108 208L110 207V203H111ZM227 204H230V206H228ZM225 203L223 204L221 211L225 214H231L232 212H230V210L233 208V202L229 201V203ZM41 219V218H40ZM44 220V219H41ZM77 218H74V223L71 225V227H69V229L71 230H75L77 231V233L81 236L83 233L79 232L76 228H74V226H79V228H82L80 226L79 221L77 222ZM42 228H47V229H51L54 230L55 228L51 227L49 224H47L46 222H44L42 224ZM34 227V225H33ZM11 234V233H9ZM212 224L210 221L206 222L203 227H202V231L200 232V237L196 243V247H197V251H198V262L200 264H206L208 262L209 259V252L210 250L213 248V239H212ZM8 235V234H7ZM10 236V235H9ZM2 237V236H1ZM7 239H11V237L6 236ZM81 238L78 237L77 240H75L74 244L78 245L80 242ZM216 240H217V235H216ZM92 242H90L88 239H85L82 243V245H80L79 249L77 250L74 258H71L70 254H65V260L66 263L65 264H84L83 263V259H84V255L86 250L88 249L89 246H92ZM185 248V253L182 255V262L186 263L190 260V249L188 244L184 245ZM11 264H15V257L12 258L11 260ZM56 264H61V261L59 263ZM134 264H137L136 262H134Z\"/></svg>","mask_w":264,"mask_h":264},{"label":"built area","instance_id":"2783aa9c","mask_svg":"<svg viewBox=\"0 0 264 264\" xmlns=\"http://www.w3.org/2000/svg\"><path fill=\"white\" fill-rule=\"evenodd\" d=\"M173 1H177L179 4L184 6V11L182 13V16L176 20V22H178V21H181L182 18L184 17V15L187 13V4H186L187 0H165L164 3H163V6H165L167 4H170ZM114 12H116V11H114ZM6 18L7 17H4V16L2 17L1 23L3 25H2V28L0 29V32H2V30H4V28H5L4 21H5ZM41 27H42V25H41ZM94 27L95 26L93 25V28ZM163 29H165V31H166L167 27L164 26ZM39 34H40V40L44 39L45 43L49 40V41L52 42V44L56 45V43L54 41L50 40L52 36H49L47 34V29L42 27V30L40 31ZM170 37H171L170 34L166 37V41L168 43L173 42V39L170 38ZM96 40H99V38H97ZM4 47L8 50V46H4ZM232 48H233V42H231V49H230L231 50L230 52L233 55V60H232L233 64H236V65L241 64V63H239V61L236 60V56L233 53ZM252 48H253V40H251V42H250V45L248 47V51L251 52ZM238 54H239V50H238ZM3 57H5V56H3ZM257 58H258V56L256 57L255 60H253V62L256 61ZM114 63H118V62H114ZM175 65L176 64L174 62H172L171 66H170V64H169V62L167 61L166 58H160V74H161L160 82H161V84L159 86V91H161L165 87V85L167 83H169L172 80H174V78H176V80H178V82H180V83L181 82H188V81H192L193 83H195V80L192 77H190L189 80H187L186 77L183 76V72H180L179 74H177L176 73V69H175V71H173V69H174L173 67ZM80 69H81V71H84L82 68H80ZM193 70H195V72H199L198 69H194V68L192 69L191 68V71H193ZM198 78L199 79H197V85L203 84L204 83V81H203L204 78H203V75H202L201 72L198 73ZM182 88H186V86H182ZM173 89H174V91H176V89L174 87H173ZM216 90L217 91H211L210 95L218 97L220 99L226 97L224 95V90L223 89H221L219 87H216ZM109 97H110L111 101L119 100L122 104H126L125 103L126 99H127L126 97H124L123 99H116V100H113V94L111 96H109ZM241 100L250 103V101H247L245 99H241ZM112 105H113V103L111 102L108 107H106V108L101 107L100 110L98 111L100 113V116H102V115L104 117L111 116V114H112L111 106ZM231 108L237 109L238 114H236V115L239 117V120H238L239 122L240 121L243 122V119L245 117V119L246 118L249 119V120L253 119L251 122H254L253 123L254 125L260 126L259 124L256 123L257 113L254 110H252L251 108H248L246 105L240 107L237 104V100L236 99L233 100ZM164 109H165L164 107H161L160 111L157 114H154L153 116H150V119H149V122H148L149 124H153L155 121H159V122H162L164 124L163 129L161 131H159L154 136L153 142H152V149L154 150V152L156 153V155L158 157V164L160 165V173L161 174L165 173L166 171H168L169 169H171V168H173L175 166V164L177 162V159H178L180 154H189L190 155L191 152H193L195 150V145L193 143L189 142L186 139L185 127L183 125L179 124L176 120L172 119L170 114L168 112H166ZM93 110L96 111V108L93 107ZM226 110H228V109H226ZM132 119H134V118H132ZM130 121H128V122H130ZM126 124H127V121L124 119L123 121L119 122V124L117 123L116 127L124 128V126ZM18 137L23 141L24 144L26 143V141L23 139V134H21ZM57 145H58V147L56 149H58V152H62V150H65L64 151V156L62 158H60V159L62 161H66V143L62 140ZM261 147L264 149L263 145ZM73 150L76 152L78 157H80L81 154L89 153V154H92V155L95 156V157H93V159H95V158L97 159V157L101 154V152L103 150H108V148H105V149L104 148H99L95 152L96 143H95V141H94V139H93V137L91 135V132L88 131V133L85 136H83V138L80 141H78L73 146ZM50 151L54 152V149L51 147ZM263 154H264V152H263ZM263 154L260 156V159H262V160H263ZM234 156H235V150H233V148H232L231 151L228 154H226V159L222 160V162L220 161L219 163H217L215 165V169H216V176L214 177V181L215 182H218L219 180L221 181V176H219V175L224 173V172H226V169H227V167L229 165H232V164L239 165V164H241L240 160L235 161V159L233 158ZM148 158H150V157H148ZM78 162L81 163V162H84V160L81 161L79 159ZM102 165H107L109 167H112V166L113 167H118V168L120 167V165L115 164V163L107 162V163H103L102 164V162H101V166H99L100 171H101ZM241 173H239L237 175L240 178H242L240 176ZM58 214H59V216H62V215L68 214V211L63 209V210H60L58 212ZM197 234L198 233H196L195 236H197ZM195 239H196V243H197V241L199 239V236H197Z\"/></svg>","mask_w":264,"mask_h":264},{"label":"clouds","instance_id":"9594fccd","mask_svg":"<svg viewBox=\"0 0 264 264\" xmlns=\"http://www.w3.org/2000/svg\"><path fill=\"white\" fill-rule=\"evenodd\" d=\"M37 100L36 97L32 94L30 90H25L24 91V107L21 110V115L22 116H27L28 119L35 120L37 122L40 121L41 115L40 111L35 109V104Z\"/></svg>","mask_w":264,"mask_h":264}]
</instances>
